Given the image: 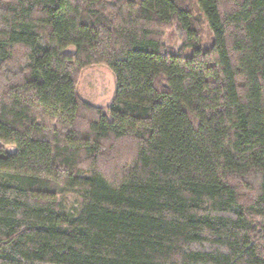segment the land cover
Segmentation results:
<instances>
[{"label":"trees","instance_id":"16d2710c","mask_svg":"<svg viewBox=\"0 0 264 264\" xmlns=\"http://www.w3.org/2000/svg\"><path fill=\"white\" fill-rule=\"evenodd\" d=\"M0 264H264V0H0Z\"/></svg>","mask_w":264,"mask_h":264},{"label":"rangeland","instance_id":"374dc122","mask_svg":"<svg viewBox=\"0 0 264 264\" xmlns=\"http://www.w3.org/2000/svg\"><path fill=\"white\" fill-rule=\"evenodd\" d=\"M69 51H73V48L71 47ZM116 88L115 74L102 65L84 70L78 85L79 94L84 100L102 107L109 114ZM73 200V197L70 196V202Z\"/></svg>","mask_w":264,"mask_h":264}]
</instances>
